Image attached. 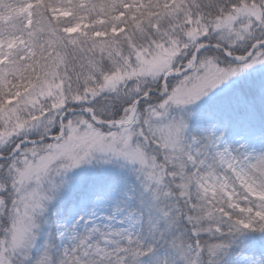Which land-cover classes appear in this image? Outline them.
I'll return each mask as SVG.
<instances>
[{"label":"snow or ice","instance_id":"snow-or-ice-1","mask_svg":"<svg viewBox=\"0 0 264 264\" xmlns=\"http://www.w3.org/2000/svg\"><path fill=\"white\" fill-rule=\"evenodd\" d=\"M0 264H264V0H0Z\"/></svg>","mask_w":264,"mask_h":264}]
</instances>
